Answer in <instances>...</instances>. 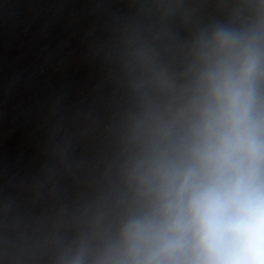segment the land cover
<instances>
[{
  "label": "clouds",
  "instance_id": "9594fccd",
  "mask_svg": "<svg viewBox=\"0 0 264 264\" xmlns=\"http://www.w3.org/2000/svg\"><path fill=\"white\" fill-rule=\"evenodd\" d=\"M201 59L181 147L152 166L147 210L122 224L104 264H264V57L221 29Z\"/></svg>",
  "mask_w": 264,
  "mask_h": 264
}]
</instances>
